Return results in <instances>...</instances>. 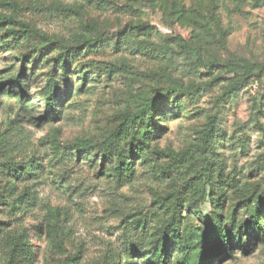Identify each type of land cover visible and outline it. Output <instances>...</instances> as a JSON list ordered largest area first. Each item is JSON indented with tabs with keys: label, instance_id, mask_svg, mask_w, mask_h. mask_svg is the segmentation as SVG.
<instances>
[{
	"label": "rangeland",
	"instance_id": "obj_1",
	"mask_svg": "<svg viewBox=\"0 0 264 264\" xmlns=\"http://www.w3.org/2000/svg\"><path fill=\"white\" fill-rule=\"evenodd\" d=\"M5 19L3 33L17 35L15 40L0 38V264H8L7 238L22 233L33 253L28 264H59L68 258L70 264H146L149 256L135 252L132 222L143 219L149 227L159 226L165 219L160 203L174 200L184 204L182 231L195 235L198 209L188 206L200 203L202 155L211 129L212 141L219 140L218 134L227 137L220 149L223 170L217 175L223 183L216 189L226 190L223 220L244 193H264L263 80L231 91L240 76L198 64V58L263 64L264 4L0 0V22ZM146 26L153 30L138 29ZM178 37L188 49L178 45ZM128 40L134 44L125 46ZM50 43L55 51L65 47L78 53L71 63L69 98L59 104L56 118L45 106L52 62L43 60L33 76L31 67L24 73L28 96L21 99L19 88L9 85L20 70V54ZM174 86L197 90L179 97L174 110L165 105L164 130L150 142V150L169 156L157 153L140 160L129 182L115 180L110 164L103 166L94 157L78 159L77 141H103L134 107ZM8 87L16 89L20 100L3 95ZM9 166L20 175L5 172ZM211 207L207 202L199 213L208 216ZM233 249L236 254L218 264H264V240L256 236L244 252L237 244ZM194 256V263L200 260Z\"/></svg>",
	"mask_w": 264,
	"mask_h": 264
},
{
	"label": "trees",
	"instance_id": "obj_2",
	"mask_svg": "<svg viewBox=\"0 0 264 264\" xmlns=\"http://www.w3.org/2000/svg\"><path fill=\"white\" fill-rule=\"evenodd\" d=\"M257 1L264 4V0ZM6 23L7 19L0 22V38L8 36L15 40L17 32L9 30L3 33L2 28H5ZM144 28L153 30L152 27L147 26L138 29ZM119 34L126 39L125 31H120ZM175 41L179 46L189 48L182 38L178 37ZM133 44L130 40L124 43L127 47ZM54 47V44L50 43L20 54L17 59L21 62L20 70L17 75L9 79L11 82L9 85L14 84L16 88H19L21 99L28 96V85L23 80L24 73L31 67L30 76H33V72L43 60L52 62L55 71L49 74L45 106L46 112L56 118L61 113L59 104L63 102L65 96L66 99L69 98L71 63L78 53L76 49L65 47H60L58 51H55ZM55 52L57 53L53 55ZM198 64L204 70L221 67L227 69L231 74L240 76L241 78L232 82L231 91L238 90L240 86L245 87L257 78L264 82V63L253 66L240 63H206L198 58ZM258 71H260V76L256 75ZM195 90L197 89L194 87L174 86L149 98L125 114L119 126L103 141L99 142L94 139L77 141L75 151L78 159L94 157L96 162L102 163L103 166L107 164L112 166L111 172L115 180L131 181L136 176V167L140 160L147 161L151 158L150 156L157 153L163 156L169 154L167 151L150 150V142L160 138L164 130L161 123L167 118L165 105L174 110L179 97H191ZM16 94V89H11V87L3 92V95L7 97H18ZM18 98L20 100V97ZM261 130L264 131V127H261ZM212 133L214 132L211 129L206 135L207 147L204 148L202 155L204 187L200 203L188 206L189 209H198L197 216L200 222L198 233L194 235L182 231L184 204L181 201L169 202V200V204L161 202L159 208L164 211L165 219L159 226L149 227L147 221L143 219L132 222L138 244V249L135 252L144 253V257L149 256L146 264H171L173 259L179 260L177 264H218V260L222 261L236 254L233 244H237L239 249L244 252L246 248L250 247L251 237L256 236L264 240V193L258 197H255L252 192L244 193L237 206L232 208L228 212L226 220H223L221 213L226 190L221 188L216 192V189L220 183H223L217 179V175L223 170L220 149L221 146H224L227 137L223 135L220 138L221 135L218 134L219 140L215 142L209 139ZM148 155L150 156L148 157ZM5 172L14 177L20 175L18 169L11 166ZM207 202H210L212 211L208 216H204L199 213V209ZM5 242L8 264H28L32 260L33 253L26 233L9 237ZM52 244L53 247L59 248L54 238H52ZM195 253L198 254L200 260L194 263ZM73 260L76 259L73 258ZM131 263L135 264L136 261L131 260ZM59 264H70V259H61Z\"/></svg>",
	"mask_w": 264,
	"mask_h": 264
}]
</instances>
